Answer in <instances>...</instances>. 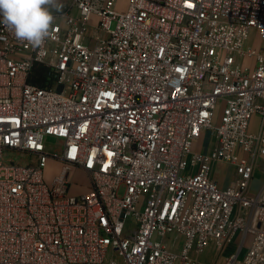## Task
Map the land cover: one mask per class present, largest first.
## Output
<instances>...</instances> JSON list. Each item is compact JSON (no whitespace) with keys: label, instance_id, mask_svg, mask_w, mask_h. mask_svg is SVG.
Listing matches in <instances>:
<instances>
[{"label":"built area","instance_id":"1","mask_svg":"<svg viewBox=\"0 0 264 264\" xmlns=\"http://www.w3.org/2000/svg\"><path fill=\"white\" fill-rule=\"evenodd\" d=\"M119 1L72 0L35 50L0 23V264H264V0Z\"/></svg>","mask_w":264,"mask_h":264},{"label":"clouds","instance_id":"2","mask_svg":"<svg viewBox=\"0 0 264 264\" xmlns=\"http://www.w3.org/2000/svg\"><path fill=\"white\" fill-rule=\"evenodd\" d=\"M63 7L59 0H0V23L18 41L39 49L52 36L55 20L52 10L61 12Z\"/></svg>","mask_w":264,"mask_h":264},{"label":"rangeland","instance_id":"3","mask_svg":"<svg viewBox=\"0 0 264 264\" xmlns=\"http://www.w3.org/2000/svg\"><path fill=\"white\" fill-rule=\"evenodd\" d=\"M59 2L62 3L64 7L61 12H56L55 9L52 10L54 17L56 18H61L63 14L73 10L72 0H59ZM125 4H126V0H120L118 7L121 9L122 7L125 6ZM252 39L254 44L258 43V41H261V39L256 36L253 37ZM47 142H48V148H50L51 150H58L60 148V143L57 142L56 139L53 137H48ZM4 161L5 162L15 161L17 163L28 165L36 162V155L34 153H30L27 151L6 150L4 155ZM61 165H62L61 161L57 159L48 160L47 166L45 168V180L50 186H52L55 176L60 172ZM258 170L259 172L257 178L259 180H264V159L259 160ZM212 176L215 177V179L222 181L226 178H232V177L236 178L238 177V174L236 172V166L234 164L231 165L229 162L220 160L213 163ZM74 181L80 184H84L87 180L83 173L77 171L74 177ZM236 248H237V243L234 242L228 245L224 249L222 255L225 257L231 251L236 250ZM245 253L246 250L244 249V252H242V257L245 255ZM197 256H200V254H197ZM201 257L204 260L215 261V259L217 258L216 250L214 249L213 252V249L209 248L206 253L201 254Z\"/></svg>","mask_w":264,"mask_h":264},{"label":"crops","instance_id":"4","mask_svg":"<svg viewBox=\"0 0 264 264\" xmlns=\"http://www.w3.org/2000/svg\"><path fill=\"white\" fill-rule=\"evenodd\" d=\"M255 36H256L255 32H252L250 39H248V41H247V44H250L252 42V40H253L252 38L255 37ZM253 44H254V42H253ZM254 45L259 47L261 45H264V41L261 39V41H258V43L254 44ZM250 61L252 62V64H254V60L253 59H250ZM260 121H261V116L258 113L255 114L253 116V118L251 120V124H250L251 131H253V132H258L259 131L260 123H261ZM214 144H215L214 136H213L211 131L207 130V131L204 132V134L200 138V140L196 143L195 148H196V150H200V151H203V152H208V151H210L212 149ZM261 159H264V158H261ZM77 171L81 172L80 170H76L75 174H76ZM258 172H259V170H258V166H257V169H256L255 174H254V178H253V181H252V188L254 190H256L260 186V184L264 181V180H259L257 178ZM81 173H83V172H81ZM75 174H74V177H75ZM85 177H86V175H85ZM213 178L215 179V177H213ZM237 178L238 177H236V178L235 177L234 178L233 177L232 178H226V179H224L222 181L217 180V179H215V180L218 182V184L221 187H226V186L232 184L234 181H236ZM86 180L87 181L84 184L73 186L72 191L75 192V193H80V192L86 191L88 189V179H87V177H86Z\"/></svg>","mask_w":264,"mask_h":264},{"label":"trees","instance_id":"5","mask_svg":"<svg viewBox=\"0 0 264 264\" xmlns=\"http://www.w3.org/2000/svg\"><path fill=\"white\" fill-rule=\"evenodd\" d=\"M46 76V71L42 68V66L38 65L36 68V76L35 80L39 84H43L44 77Z\"/></svg>","mask_w":264,"mask_h":264}]
</instances>
